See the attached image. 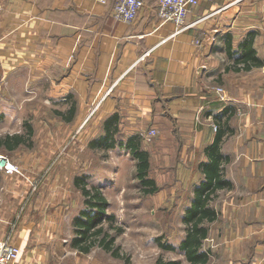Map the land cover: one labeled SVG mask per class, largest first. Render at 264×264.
<instances>
[{"label":"crops","instance_id":"crops-1","mask_svg":"<svg viewBox=\"0 0 264 264\" xmlns=\"http://www.w3.org/2000/svg\"><path fill=\"white\" fill-rule=\"evenodd\" d=\"M113 5L114 0H0V138L12 137L0 152L22 170L0 171V241L20 248L19 264L117 261L98 245L83 252L78 240L74 244L80 229L74 219L85 208L75 180L101 191L106 215L117 223L122 211L112 201L115 194L124 195L134 180L139 184L137 161L125 143L136 135L150 156L157 203L176 197L178 189L191 191L181 218L186 229L184 212L211 168L218 116L231 130L224 126L218 144L228 183L216 191L212 204L219 217L211 224L219 223L229 235L225 245L238 249L229 251L233 261L226 264H264V0H199L187 19L192 25L180 33L174 23L160 21L158 0H147L130 23L112 17ZM250 45L260 64L251 61L244 70L245 63L234 59ZM146 51L150 55L141 60ZM217 87L225 90L224 100ZM108 89L92 125H85ZM108 120L111 139L119 142L112 149L97 141ZM83 126L87 139L72 156L75 149L63 145L64 139ZM103 151L116 158L86 157ZM128 165L135 175L125 180ZM152 168L164 169L161 178ZM165 170L176 173L173 180ZM99 225L106 228V220ZM128 227L123 223L121 235ZM117 241L118 236L115 246Z\"/></svg>","mask_w":264,"mask_h":264},{"label":"trees","instance_id":"trees-1","mask_svg":"<svg viewBox=\"0 0 264 264\" xmlns=\"http://www.w3.org/2000/svg\"><path fill=\"white\" fill-rule=\"evenodd\" d=\"M229 58H234V54L229 53ZM235 60V64L245 63L243 69L249 70L251 67L250 62L253 64H260V61L255 56V51L252 46L246 47L243 55ZM249 63V64H248ZM232 69V68H231ZM234 71H241L238 67H233ZM74 109V108H73ZM228 111V110H227ZM217 119V141L213 145V153L211 154V168L206 169V180L203 184L202 189L199 191L197 196L192 200L189 207L186 208L183 215V222L186 225L184 239L178 247V249L170 242L163 241L162 237L155 239L157 246L163 252H175L184 256L185 261L188 264H208L211 256L212 250L205 246V240L209 236L210 224L215 222L219 213L213 206V201L216 198V191L221 188H225L228 181L224 178V168L221 167L223 155L219 150V143L224 136V126L227 131L231 132L228 124L223 123ZM69 120V119H66ZM112 120H108L105 124V135L98 138L97 141L100 142L106 149H112L115 146L114 139H111L112 134L109 128ZM28 134H32V129L29 125H26ZM115 133V130L113 131ZM11 136H6L5 138H0V144L5 143L8 145ZM16 141L21 139V136L14 138ZM139 136H131L127 139L126 148L130 149L133 158L137 161V174L136 177L139 180L140 187L145 195H152L158 192L159 187L156 181L150 177V156L149 153L141 149ZM106 140H111L106 142ZM119 143V142H118ZM123 143V142H122ZM124 144V143H123ZM75 184L81 189L84 196L85 208L82 210L80 216L74 219V223L79 229L77 237L74 240V244H82L79 249L83 252H88L93 246H100L105 251L111 252V255L118 259L126 258L120 253V247L115 246L116 236L123 232L122 227H114L115 216L106 215V208H108V203L99 189L91 186L87 187L84 179H76ZM96 210V213L93 212ZM93 216L88 214H93ZM88 215V216H87ZM105 219L107 222V227L100 226L102 220ZM115 230V235L110 233L111 230ZM156 264H182L179 260L165 259L162 254H160L156 260Z\"/></svg>","mask_w":264,"mask_h":264},{"label":"rangeland","instance_id":"rangeland-1","mask_svg":"<svg viewBox=\"0 0 264 264\" xmlns=\"http://www.w3.org/2000/svg\"><path fill=\"white\" fill-rule=\"evenodd\" d=\"M222 88V87H217ZM216 89V92H217ZM223 89V88H222ZM224 90V89H223ZM225 93V90H224ZM218 95V94H217ZM219 97V96H218ZM93 109V107H92ZM91 109V110H92ZM90 110V111H91ZM98 112V111H97ZM96 110L93 112L91 117L84 121L85 125L91 126L93 123V119L97 114ZM90 113V112H89ZM88 113V115H89ZM83 128V130H82ZM77 133L82 134L79 137V134H72L67 139L65 138V143L63 145H67L68 147L74 148V151H71L70 154L73 156L76 154V147L80 144L85 143L86 137L84 134V126L77 130ZM78 147V150H82V146ZM68 151V150H67ZM4 156L8 157L13 163H16L11 155L7 153H3ZM61 155L65 156V152ZM89 155H91L89 157ZM87 158L91 159H101L106 160L109 158H116L108 152L97 153H88ZM162 170L152 168V172L154 175L159 176L157 178H161ZM172 170V169H171ZM159 172V173H158ZM170 180H173L176 173L172 171L165 170L163 174H170ZM134 170L131 165L126 167V170L123 174V178L125 180H130L131 176H134ZM153 176V175H152ZM130 183V182H129ZM170 184V183H169ZM125 185V184H124ZM129 185V184H128ZM139 184L136 180L133 181V184L128 186L124 195L120 193H116L113 198V203L118 204V207H121L122 213L117 217V223L115 225H121L123 227V223H126L129 231L123 233L122 235H118V245L120 247V252L126 257L124 259H117V261L112 262L113 264H156V260L160 254L163 255L165 259H181L182 264H187L184 260L183 256L179 255L175 252H163L157 246L155 239L162 237L163 241H167L176 245V248L180 247V244L183 241L185 236V226L182 223V213L184 207L190 202V194L191 191L185 193V191L181 192L180 189L177 190L176 197L173 198H165L160 200L157 203V195H148L146 196L142 193L141 189H137ZM168 186V185H164ZM168 193V192H167ZM181 193L182 195H179ZM190 193V194H189ZM160 203V204H159ZM77 206L78 204H73ZM113 206V205H112ZM115 206V205H114ZM138 209L141 210L138 212ZM120 212V211H119ZM121 219V221H120ZM71 224V221H70ZM219 223L210 225L209 238L206 241V247L212 250V258L209 264H226L227 260L233 261V255L229 254V251L232 253L237 252V248H229L227 244L225 245L224 236H229L227 233L222 232V229L219 226ZM125 226V224H124ZM65 234V233H64ZM121 235V236H120ZM228 255V256H227ZM237 255V253L235 254ZM252 256V250L250 252Z\"/></svg>","mask_w":264,"mask_h":264},{"label":"built area","instance_id":"built-area-1","mask_svg":"<svg viewBox=\"0 0 264 264\" xmlns=\"http://www.w3.org/2000/svg\"><path fill=\"white\" fill-rule=\"evenodd\" d=\"M101 3H108L110 0H99ZM147 0H114L112 9V17L116 21L133 22L135 21ZM199 0H158V17L162 23L172 22L176 25L175 33H180L188 29L192 24L187 23L188 16L193 10L198 7ZM151 51H146L141 55V60H144L150 55ZM111 89L94 105L88 115V119L93 112L98 108L99 103L107 97ZM217 94L221 100L225 99V93L222 88L217 89ZM156 134L155 130L151 131ZM0 171L7 174L22 175L21 167L13 163L8 157L0 153ZM21 250L18 246L9 243L8 241H0V264H19Z\"/></svg>","mask_w":264,"mask_h":264}]
</instances>
